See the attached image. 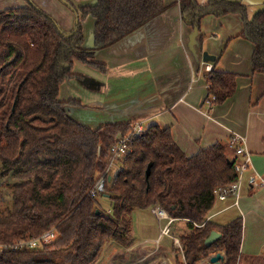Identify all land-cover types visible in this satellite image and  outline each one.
Returning <instances> with one entry per match:
<instances>
[{
    "label": "trees",
    "instance_id": "1",
    "mask_svg": "<svg viewBox=\"0 0 264 264\" xmlns=\"http://www.w3.org/2000/svg\"><path fill=\"white\" fill-rule=\"evenodd\" d=\"M77 1L96 2L73 6L77 25L70 33L34 4L0 11L1 177L22 178L12 185L10 207L0 213V264H98L111 243L122 248L134 244L133 213L155 206L187 221L189 233L180 238L184 256L176 248L182 264H198L222 251L225 264H239L242 219L225 226L206 221L214 190L237 180L226 145L217 143L187 157L169 128L152 125L132 140L131 151L110 179V149L135 123L91 129L67 112L83 107L80 101L59 99L61 86L80 78L74 73L76 61L105 73L96 54L162 15L168 8L164 0ZM179 5L183 22L197 31L208 16L240 15V37L254 45L252 72L264 74V5L252 18L243 0H180ZM89 17L95 21L92 48L84 46L83 23ZM205 79V103L211 106L236 92L237 76L215 66ZM103 196L110 199V213L100 209ZM50 230L58 237L41 249L12 248ZM214 231L221 238L206 246Z\"/></svg>",
    "mask_w": 264,
    "mask_h": 264
},
{
    "label": "crops",
    "instance_id": "2",
    "mask_svg": "<svg viewBox=\"0 0 264 264\" xmlns=\"http://www.w3.org/2000/svg\"><path fill=\"white\" fill-rule=\"evenodd\" d=\"M179 1L164 0L168 8L162 15L98 52L95 59L105 65V73L76 61L74 73L80 78L66 81L60 88L59 99L80 101L83 107H68L67 112L91 129L128 122L140 123L144 130L152 125L169 128L187 157L221 143L227 146L230 160H241L229 148V141L233 135L245 138L244 148L251 157V168L243 176L238 206L233 197L215 202L207 219L211 217L213 223L225 226L241 218L239 264L245 260H264V188L248 185L250 176H264V74L252 72L254 45L240 37L243 30L240 15L208 16L197 31L183 22ZM197 1L205 4L208 0ZM243 1L250 18L263 9L264 0ZM13 2V8L32 2L54 17L64 33L74 29L72 24L63 28L67 13L56 0ZM95 2L76 0L75 8ZM88 20L83 23L84 46L92 48L95 22ZM204 53L216 60L205 63ZM208 65L237 76L235 94L222 105L205 103ZM82 113L90 114L93 123L82 120ZM144 212L151 213L158 230L149 227L145 232L138 227L141 222L133 223L134 244L122 248L111 243L100 264H182L173 238L180 239L189 233L187 221H175L172 237L160 239V226L151 208L137 210L133 217ZM208 261L199 264H210Z\"/></svg>",
    "mask_w": 264,
    "mask_h": 264
},
{
    "label": "built area",
    "instance_id": "3",
    "mask_svg": "<svg viewBox=\"0 0 264 264\" xmlns=\"http://www.w3.org/2000/svg\"><path fill=\"white\" fill-rule=\"evenodd\" d=\"M213 66L208 65L206 70L210 72ZM144 128L140 123H135L133 130L126 136H120L116 143L110 149V157L107 162V171L106 174L109 175L110 179H113V176L116 175L117 171L120 169L119 164L124 161L131 151V142L133 139L138 137L144 132ZM245 138L239 135H233L229 141V148L232 149L236 155L241 160H236L234 165L235 173L237 174V180L234 183H231L226 186L218 187L214 190V199L215 202H224L229 198L233 197L235 199V205L238 206V200L240 197L241 182L246 171L251 168V157L246 153L244 145ZM248 185L252 188H264V176L254 174L248 178ZM92 197H95V192H92ZM151 212L156 217L159 226H160V239L162 237H172V225L176 219L172 218L164 209L159 206L151 208ZM209 217L206 221H210ZM165 221V225L162 226V222ZM203 226V225H202ZM58 234L55 230H50L45 232L43 235L36 239H31L27 241H19L16 244L12 245V248L19 249H41L44 246H47L54 242ZM176 248L181 250L182 255L183 245L179 238H173ZM2 246H0L1 248Z\"/></svg>",
    "mask_w": 264,
    "mask_h": 264
},
{
    "label": "rangeland",
    "instance_id": "4",
    "mask_svg": "<svg viewBox=\"0 0 264 264\" xmlns=\"http://www.w3.org/2000/svg\"><path fill=\"white\" fill-rule=\"evenodd\" d=\"M22 1H25V0H22ZM14 2H13V0H0V11L6 10V9H9V8H13L12 6H13ZM56 2H58L59 5L61 7H63V9L67 13V17L63 19V22H64L63 28H66L69 24H72V26L75 29V27L77 25V15H76V13L74 11L73 6L75 7L76 0H68V2L70 4H68L64 0H56ZM29 3L30 4H33L32 2H29ZM19 4H21V3H19ZM47 15L50 16L52 19H54L57 22V20L54 17H52L49 14H47ZM88 19H89L88 22H93L94 21L93 18H90L89 17ZM85 23H87V22H85ZM94 115H96V117H98L99 114H94ZM81 118L84 121H88L90 124L93 123V121H92L93 120V117L90 114L82 113L81 114ZM144 126L146 127V125H144ZM146 129H147V127H146ZM1 175H2V172H1V164H0V213H3L4 210L7 207H10V205H11V201H12V194H11L12 189L11 188H12V185H14L15 183H17V181H20L22 178H19V177L18 178H15L12 175H8L6 177H1ZM98 200H99V204H100V209L102 211L106 212V213H110V211H111L110 210L111 209L110 199L103 196V197H99ZM133 218H134L133 219V223H138V222L139 223L140 222L142 223V225L140 226V224H139L138 227H140L141 229H143L145 232L147 230H149V227H152V230L155 229V227L157 229L156 222H154L155 219L151 215V213H145L144 212L142 214L141 213L140 214H135ZM164 238H168V237L165 236ZM222 253H225V251H222ZM102 257H101V259H100V261H99L98 264L101 263ZM180 258H182V257L180 256ZM203 260H205V259H203ZM207 260H209V259H207ZM239 262H240V260H239ZM240 264H264V260H259V261H255V260H251V261H248L247 260L246 261L245 260L244 262H242Z\"/></svg>",
    "mask_w": 264,
    "mask_h": 264
},
{
    "label": "water",
    "instance_id": "5",
    "mask_svg": "<svg viewBox=\"0 0 264 264\" xmlns=\"http://www.w3.org/2000/svg\"><path fill=\"white\" fill-rule=\"evenodd\" d=\"M203 60L205 63H213L216 58L214 56L208 55V53H204L203 54ZM151 168H152V164L149 165L147 171H146V179L148 180L151 174ZM221 238V234L218 232H212L210 234V236L206 239L205 241V245L206 246H211L212 244H214L218 239ZM226 253H215L214 255H211L209 258V263L210 264H225L226 263Z\"/></svg>",
    "mask_w": 264,
    "mask_h": 264
}]
</instances>
